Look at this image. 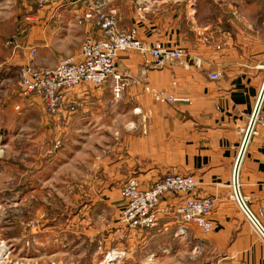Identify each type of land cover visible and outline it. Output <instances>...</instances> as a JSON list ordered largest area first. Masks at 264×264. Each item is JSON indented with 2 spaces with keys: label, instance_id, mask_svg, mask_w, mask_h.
Wrapping results in <instances>:
<instances>
[{
  "label": "crops",
  "instance_id": "1",
  "mask_svg": "<svg viewBox=\"0 0 264 264\" xmlns=\"http://www.w3.org/2000/svg\"><path fill=\"white\" fill-rule=\"evenodd\" d=\"M145 3L147 9H140ZM97 8L116 15L121 29H136L144 43L180 47L186 56L158 68L150 55L121 54L117 67L127 87L119 100L112 81L74 89L59 119L60 137H71L70 143L61 141L73 151L67 155L75 159L88 148L87 177L97 181L91 183L94 193L117 215L129 179L146 189L168 173L194 176L198 186L189 196L214 200L210 234L204 237L197 227L189 231L193 243L206 242L203 264H264V238L234 187L236 163L264 85V0H71L59 12L37 10L24 31L37 47L34 59L40 50L59 49L57 61L38 64L54 68L78 57L87 38L100 39L91 21L79 23ZM212 73L220 79L212 80ZM147 86L189 102L157 103ZM238 185L264 228V100Z\"/></svg>",
  "mask_w": 264,
  "mask_h": 264
},
{
  "label": "rangeland",
  "instance_id": "2",
  "mask_svg": "<svg viewBox=\"0 0 264 264\" xmlns=\"http://www.w3.org/2000/svg\"><path fill=\"white\" fill-rule=\"evenodd\" d=\"M37 10L36 0H0V264H203L206 242L194 251L189 232L176 237L175 225L163 233L123 227L121 212L94 193L88 148L67 155L73 151L61 141L71 137H60L61 116L21 94L20 70L33 48L24 31ZM95 18L79 23L98 28ZM53 48L32 58L35 69L57 61Z\"/></svg>",
  "mask_w": 264,
  "mask_h": 264
},
{
  "label": "built area",
  "instance_id": "3",
  "mask_svg": "<svg viewBox=\"0 0 264 264\" xmlns=\"http://www.w3.org/2000/svg\"><path fill=\"white\" fill-rule=\"evenodd\" d=\"M70 2L71 0H36V5L39 10L59 12V8ZM140 9H147L146 3ZM93 17H96L101 38H87L78 57L63 59L54 68L35 69L31 60L37 50L33 47L29 62L21 67V94L24 97L38 98L51 117L61 116L72 91L81 86L99 88L112 81L114 97L119 100L127 87L125 78L117 67L123 53L135 51L150 55L158 68H165L185 59L183 48L167 47L162 43L148 45L139 39L136 29H121L118 17L112 13L97 8L86 14L87 19ZM210 78L219 80L220 74L212 73ZM144 90L160 104L189 102V99L149 86ZM197 186L198 181L194 176L177 173L166 175L147 189L142 188L137 179H129L121 188L124 205L119 221L129 230L146 232H169L171 226L175 225L176 237L185 236L191 227H197L205 237L213 229L209 216L214 209V200L190 197ZM170 199L177 202L171 203ZM204 246V241L199 240L196 244L193 243V250L199 252Z\"/></svg>",
  "mask_w": 264,
  "mask_h": 264
},
{
  "label": "water",
  "instance_id": "4",
  "mask_svg": "<svg viewBox=\"0 0 264 264\" xmlns=\"http://www.w3.org/2000/svg\"><path fill=\"white\" fill-rule=\"evenodd\" d=\"M263 100H264V85H263L259 100L257 102L256 109H255V112L253 114L252 120L250 122L248 131L246 133L245 140L243 142V146H242L240 155H239L237 163H236L235 173H234V187H235L236 197H237V200H238L241 208L246 213V215L248 216L250 221L253 223V225L256 227V229L259 231L261 236L264 238V228L262 227V225L259 223V221L256 219V217L251 213V211L247 207L245 201L243 200V198H242V196L240 194L239 185H238V175H239V169H240V166H241V162L243 160V157H244L248 142L250 140V137H251V135L253 133V129H254L256 120L258 118L259 111H260V108H261Z\"/></svg>",
  "mask_w": 264,
  "mask_h": 264
},
{
  "label": "bare ground",
  "instance_id": "5",
  "mask_svg": "<svg viewBox=\"0 0 264 264\" xmlns=\"http://www.w3.org/2000/svg\"><path fill=\"white\" fill-rule=\"evenodd\" d=\"M5 252V249L2 250V253Z\"/></svg>",
  "mask_w": 264,
  "mask_h": 264
}]
</instances>
